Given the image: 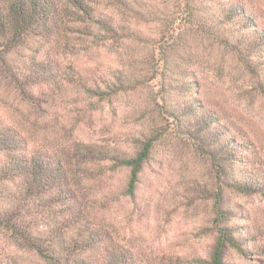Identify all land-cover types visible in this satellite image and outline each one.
I'll list each match as a JSON object with an SVG mask.
<instances>
[{"label": "rangeland", "instance_id": "1", "mask_svg": "<svg viewBox=\"0 0 264 264\" xmlns=\"http://www.w3.org/2000/svg\"><path fill=\"white\" fill-rule=\"evenodd\" d=\"M85 1L119 34L96 27L43 44L39 58L62 66L65 79L49 86L56 101L32 115L43 121L35 136L79 150L83 191L110 204L95 209L98 221L141 264H209L220 227L242 243L227 249V264H264V0ZM231 4L247 15L221 17ZM10 59L34 66L22 53ZM97 83L122 87L106 99L83 92ZM150 139L128 198L130 170L113 157L133 158Z\"/></svg>", "mask_w": 264, "mask_h": 264}, {"label": "trees", "instance_id": "2", "mask_svg": "<svg viewBox=\"0 0 264 264\" xmlns=\"http://www.w3.org/2000/svg\"><path fill=\"white\" fill-rule=\"evenodd\" d=\"M108 1L127 7L131 0ZM234 11L247 15L243 5L231 4L220 16L231 19ZM112 20L85 0H0V89L1 81L5 85L0 93V264H141L111 225L98 221L95 209L110 204L83 191L88 170L82 168L79 150H64L60 136L55 142L38 132L35 136L43 121H32L44 104L56 101L49 86L65 79L62 66L39 58L43 44L75 32L90 35L96 27L117 36ZM19 53L34 66H13L10 58ZM42 85L47 90L39 92ZM121 87L82 86L99 99ZM155 139L133 158L113 157L116 168L130 170L124 196L135 197ZM224 219L226 213L218 208L216 224ZM218 233L209 264H227L228 248L242 250L231 228L220 227Z\"/></svg>", "mask_w": 264, "mask_h": 264}]
</instances>
